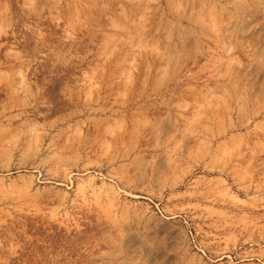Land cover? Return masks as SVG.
Instances as JSON below:
<instances>
[{"label": "rangeland", "instance_id": "rangeland-1", "mask_svg": "<svg viewBox=\"0 0 264 264\" xmlns=\"http://www.w3.org/2000/svg\"><path fill=\"white\" fill-rule=\"evenodd\" d=\"M0 264H264V0H0Z\"/></svg>", "mask_w": 264, "mask_h": 264}]
</instances>
